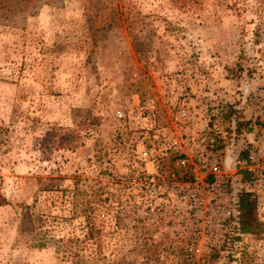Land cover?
I'll return each mask as SVG.
<instances>
[{
    "label": "rangeland",
    "instance_id": "374dc122",
    "mask_svg": "<svg viewBox=\"0 0 264 264\" xmlns=\"http://www.w3.org/2000/svg\"><path fill=\"white\" fill-rule=\"evenodd\" d=\"M1 20L0 264H264V191L234 261L186 262L124 180L180 109L222 98L226 131L230 111L238 132L261 126L264 0H54ZM63 134L71 149L52 145Z\"/></svg>",
    "mask_w": 264,
    "mask_h": 264
},
{
    "label": "built area",
    "instance_id": "2783aa9c",
    "mask_svg": "<svg viewBox=\"0 0 264 264\" xmlns=\"http://www.w3.org/2000/svg\"><path fill=\"white\" fill-rule=\"evenodd\" d=\"M215 102L217 108L197 113V119L184 108L178 110L158 148L135 149L124 178L138 185L142 214L159 221L167 232V252L186 262L227 260V255L234 261L245 235L237 222V194L243 191L255 202V194L264 191V110L257 114L260 127L252 122L236 133L222 127L218 107L225 101ZM139 111L155 124L154 112ZM116 117L123 120L125 114L119 111ZM164 157L181 171L180 181L168 165L158 167Z\"/></svg>",
    "mask_w": 264,
    "mask_h": 264
},
{
    "label": "trees",
    "instance_id": "16d2710c",
    "mask_svg": "<svg viewBox=\"0 0 264 264\" xmlns=\"http://www.w3.org/2000/svg\"><path fill=\"white\" fill-rule=\"evenodd\" d=\"M54 0H0V19L1 21L8 20L9 17H11L15 11H21L25 7H35L39 6L42 3H50ZM56 1V0H55ZM60 1V0H59ZM226 122V129L228 131L234 130L235 132L238 131L240 127V123L238 122V116L234 113V111H230L227 116H225ZM91 123H88L90 125ZM81 125V124H80ZM86 126V125H85ZM49 136L47 133L44 134V137L42 138V142H45V137ZM73 140L70 141V138L63 134L59 135V138L52 142V145H54V148H72L71 144ZM241 179L244 181L246 180V176L242 175ZM5 202L4 198L0 194V206L3 205ZM90 211V210H89ZM237 222L239 225V230L242 234H248V233H254L256 229L258 228L259 224L257 222V219L255 217V202L250 199L249 194L241 191L237 194ZM87 212V208H83V213ZM91 216H85V226L87 228L86 234L89 236H94L96 234V229L93 228L92 224V218ZM229 254V253H228ZM227 260H223L224 262L230 261L229 255L226 256ZM82 261L76 258L74 260H71L70 264H81Z\"/></svg>",
    "mask_w": 264,
    "mask_h": 264
}]
</instances>
